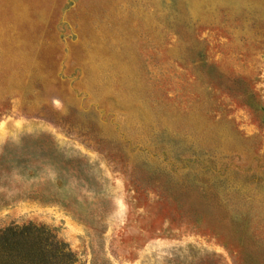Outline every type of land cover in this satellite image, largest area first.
I'll list each match as a JSON object with an SVG mask.
<instances>
[{"label":"rangeland","instance_id":"obj_1","mask_svg":"<svg viewBox=\"0 0 264 264\" xmlns=\"http://www.w3.org/2000/svg\"><path fill=\"white\" fill-rule=\"evenodd\" d=\"M78 264H264V0H0V230Z\"/></svg>","mask_w":264,"mask_h":264},{"label":"trees","instance_id":"obj_2","mask_svg":"<svg viewBox=\"0 0 264 264\" xmlns=\"http://www.w3.org/2000/svg\"><path fill=\"white\" fill-rule=\"evenodd\" d=\"M0 264H78V259L50 227L12 223L0 230Z\"/></svg>","mask_w":264,"mask_h":264}]
</instances>
